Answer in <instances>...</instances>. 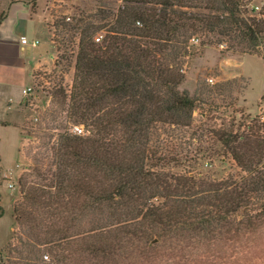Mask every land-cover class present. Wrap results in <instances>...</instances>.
<instances>
[{
  "label": "trees",
  "instance_id": "obj_1",
  "mask_svg": "<svg viewBox=\"0 0 264 264\" xmlns=\"http://www.w3.org/2000/svg\"><path fill=\"white\" fill-rule=\"evenodd\" d=\"M100 1L94 14L54 23L67 41L78 36L73 80L69 91L52 90V106L28 130L45 140L18 179L23 230L0 248V264H142L149 254L153 264H264L263 121L215 134L238 177L160 170L185 160L160 137L192 124L184 57L227 42L264 59V9L249 14L247 0ZM70 121L86 132L69 131ZM170 249L187 253L184 262L163 255Z\"/></svg>",
  "mask_w": 264,
  "mask_h": 264
},
{
  "label": "rangeland",
  "instance_id": "obj_2",
  "mask_svg": "<svg viewBox=\"0 0 264 264\" xmlns=\"http://www.w3.org/2000/svg\"><path fill=\"white\" fill-rule=\"evenodd\" d=\"M0 0V15L9 3ZM33 12H39L50 31L49 45L53 58L48 66L42 65L33 72L30 91L7 108L0 109V248L15 244L22 232L17 222L14 205L20 202L18 179L28 171L34 160L33 147L41 148L45 136L31 137L28 130L36 126L43 111L52 106L51 92L62 86L69 91L74 72V55L78 36L67 41L68 34L55 28V21L63 16L78 15L80 10L94 14L100 0H26ZM112 2L115 8L121 1ZM26 3V2H25ZM244 8L249 14L260 15L264 0H247ZM103 32H98L101 37ZM95 37V40L96 38ZM200 39L194 38L198 47ZM228 43L201 46L193 55L184 57L185 80L181 84L195 98L192 124L189 127L161 128L164 149L170 154H182L181 163H170L160 168L166 172L192 175L197 179L226 180L242 175L230 154L216 141L218 131L234 124L235 131H248L255 120L264 122V59L261 52L248 53L227 49ZM68 47V48H67ZM66 48V51L64 49ZM66 56H70L69 65ZM84 130L83 124L67 122ZM240 126V127H239ZM238 128V129H237ZM60 131L56 129L55 132ZM249 132V131H248ZM264 134V128L260 130ZM55 138V137H54ZM166 146V147H165ZM200 151V152H199ZM197 156V158H196ZM196 158L195 160H191ZM199 248L198 250H202ZM163 255L184 262L187 253L172 249ZM149 262H146V259ZM142 264H153V254L141 259Z\"/></svg>",
  "mask_w": 264,
  "mask_h": 264
},
{
  "label": "crops",
  "instance_id": "obj_3",
  "mask_svg": "<svg viewBox=\"0 0 264 264\" xmlns=\"http://www.w3.org/2000/svg\"><path fill=\"white\" fill-rule=\"evenodd\" d=\"M49 35L38 11L33 12L23 0L9 3L0 21V109L19 102L23 90L30 87L33 72L50 64Z\"/></svg>",
  "mask_w": 264,
  "mask_h": 264
},
{
  "label": "built area",
  "instance_id": "obj_4",
  "mask_svg": "<svg viewBox=\"0 0 264 264\" xmlns=\"http://www.w3.org/2000/svg\"><path fill=\"white\" fill-rule=\"evenodd\" d=\"M192 41L194 42V39H193V38H192ZM21 42H22V43H25V42H26V38H25V37H21ZM35 42H38V40H35ZM30 89H31L30 87L25 88V89L23 90V93L27 94V92H29ZM72 132H74V133H76V134H82V133H83V129H82V127L79 126V125H74V126H73V129H72Z\"/></svg>",
  "mask_w": 264,
  "mask_h": 264
}]
</instances>
